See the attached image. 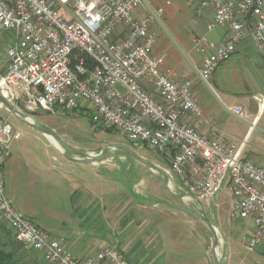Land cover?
I'll return each mask as SVG.
<instances>
[{
  "label": "built area",
  "instance_id": "2783aa9c",
  "mask_svg": "<svg viewBox=\"0 0 264 264\" xmlns=\"http://www.w3.org/2000/svg\"><path fill=\"white\" fill-rule=\"evenodd\" d=\"M143 1L0 0V29L15 37L0 75V97L13 113L2 104L0 110L28 122L40 112L87 110L95 125L117 131L132 149L146 148L162 156L170 152V171L188 193L208 207L227 188L232 216L252 223L242 243L248 250L264 247V168L242 158L241 144L223 145L180 123L183 115L201 114L193 79L184 76L176 81L171 69H162L165 56L153 54L157 38L149 29L153 19L136 16ZM206 7L213 10L207 31L223 27L227 37L216 46L205 38L194 40L197 51L211 50L198 73L204 82L232 57L242 39L251 38L264 48V0H200L196 12ZM143 82L156 96L144 89ZM234 113L242 111L236 108ZM17 140L20 133L8 118H0V222L14 239L43 252L46 264H126L109 248L78 260L12 207L1 165ZM196 161L202 163V176L190 183L184 170Z\"/></svg>",
  "mask_w": 264,
  "mask_h": 264
},
{
  "label": "crops",
  "instance_id": "0c3cea01",
  "mask_svg": "<svg viewBox=\"0 0 264 264\" xmlns=\"http://www.w3.org/2000/svg\"><path fill=\"white\" fill-rule=\"evenodd\" d=\"M199 1L145 0L186 58L153 20L149 25L157 37L153 54L165 56L162 69H171L176 81L183 80L184 76L193 79L192 90L201 114L183 115L179 121L223 145L241 144L242 158L264 168V107H260L264 99V48L257 47L248 37L239 42L232 57L206 82L215 99L198 74L211 50L197 51L194 40L205 38L216 46L226 39L227 32L223 27L207 31L213 10L206 7L197 13ZM148 15L145 6L136 11L140 19ZM14 39L12 33L0 29V75L7 65L5 53ZM143 87L156 96L149 83L143 82ZM236 108L241 109V115L234 113ZM22 139L12 143L10 156L1 165L3 178L7 179L6 197L16 211L59 240L74 258H94L101 250L109 248L121 254L126 264L209 263L208 231L209 226L213 230L214 226L209 222L204 225L197 215L198 205L190 197H176L189 193L170 171V152L159 160L148 161L133 149L143 162L167 176L169 191L174 196L167 191L179 200L177 203L151 196L138 176L148 171L155 181L164 182V179L140 161L127 160L122 155L118 162L116 158L95 163L76 162L49 138ZM126 145L132 148L129 142ZM100 149L93 146L81 152L96 155ZM122 162L126 166L132 162L129 185L120 179L118 165ZM135 167L140 168L134 171ZM202 172V163L196 161L185 168L184 176L195 183L201 179ZM172 206L194 213L191 216ZM0 227H5L9 233V228L1 222ZM241 228L244 235L249 234L251 221H243ZM9 234L12 236L11 231ZM6 241L7 234L0 228V242L6 244ZM9 252L15 264H46L43 252L24 247L9 249Z\"/></svg>",
  "mask_w": 264,
  "mask_h": 264
},
{
  "label": "rangeland",
  "instance_id": "374dc122",
  "mask_svg": "<svg viewBox=\"0 0 264 264\" xmlns=\"http://www.w3.org/2000/svg\"><path fill=\"white\" fill-rule=\"evenodd\" d=\"M61 110L62 109H59L57 113L49 115L40 112L34 117L38 121L40 127L45 124L48 125L56 136L64 140L65 144L80 152L84 149H90L93 146L103 148L112 144L128 143L127 140L117 131L107 132L104 128H100L95 125L90 119V112L87 110H76L75 112L67 111L66 113H61ZM0 118H8V123L20 133V138H46L40 132L29 128L15 117L11 115L9 116L5 110H0ZM118 149L120 148H117L116 150ZM135 151H137L139 155L145 157L148 161H153V159L159 160L162 158V155H156L146 148L142 151ZM116 160V162L119 161L118 159ZM124 162L127 163L126 159ZM124 162H122L123 164L121 163L118 165L120 168L119 175L121 182L129 185V174L131 173L129 170L132 169V162H128L130 163L128 166H126V163ZM137 168L140 167H135L134 171H136ZM142 172H145V175L138 176V179H143L144 186L148 188L150 193H152V197H156L157 199H162L167 202H179V200L174 199L169 194L163 181H155L153 175L148 171ZM186 180L188 179L186 178ZM188 182L190 181L188 180ZM4 186L6 192L7 179L5 176ZM231 205L232 200L229 190L224 188L222 192L214 198V200H212L210 206H202V210L198 208L197 211V215L205 226L207 225V222H209L210 225L213 224L214 226V232L217 238L216 251L218 253L219 263L264 264L263 246H258L252 250H248L242 243V237L245 233L241 228L243 220L232 216ZM203 215L206 217V220L202 218ZM1 229L7 230L5 228ZM210 245L211 235L209 232V239L207 240L206 246L207 249H210ZM208 264H213L211 258Z\"/></svg>",
  "mask_w": 264,
  "mask_h": 264
},
{
  "label": "water",
  "instance_id": "95a60500",
  "mask_svg": "<svg viewBox=\"0 0 264 264\" xmlns=\"http://www.w3.org/2000/svg\"><path fill=\"white\" fill-rule=\"evenodd\" d=\"M143 6H145L147 8V10H148L149 15L151 16V18L159 25V27L166 34V36L168 37V39L175 46V48L179 51V53L182 55V57L184 59H186L185 56H184V54L181 52V50L178 48V46L174 42V40L170 37V35L167 33V31L165 30V28L163 27V25L160 23V21L158 20L156 14H154V12H152L148 8V6L146 5V3L144 1H143ZM199 79L202 81V83L205 85V87L210 91V93L215 98L213 92H211V90L209 89L207 83L204 82L200 77H199ZM0 104H2V106L6 110H8L9 112L13 113L12 108L1 97H0ZM57 111L58 110L56 109L52 113L51 112H46V114L49 115V114L57 113ZM66 112H67L66 109H62L61 110V113H66ZM19 121H21L22 123H24L29 128L40 132L46 138H49L54 143V145L57 148H59L64 154L70 156V159L72 161L82 162V163H95V162L102 161L104 159H115V158L116 159H119V158L122 157V155L125 156V157H127L128 160L133 159V160L140 161L144 165H146L148 168H150L152 170H155V171H157L158 173H160L162 175V177L164 179L165 187L169 191L168 178H167V176H165V174H163L159 170H157L154 166L143 162L137 156V154L133 151V149L130 146L126 145V144H112V145H109V146H105V147L101 148L96 155H89V154H85L83 152H80V151H78V150L70 147L69 145L65 144L58 136H56L53 133L52 130H49V129L40 127L38 121L36 119H34L33 117H31V122L25 121L23 118H20ZM117 148H120V150H122V153H113V152H111L112 150H116ZM169 192L171 193V191H169ZM172 195L174 196V194H172ZM176 197H178V198L190 197L198 205V208L200 210H202L201 202L195 196H192L190 194H182V195H178ZM172 207L174 209H176V210H179V211L184 212L186 214H189L191 216L193 215L192 212L188 211L186 208H183V207H180V206H172ZM203 218L206 220V217L204 215H203ZM209 232H210V235H211V238H212V243H211V248H210V254H211L212 263L213 264H220L219 263V260H218V256H217V251H216L217 238H216V234H215L212 226H209Z\"/></svg>",
  "mask_w": 264,
  "mask_h": 264
},
{
  "label": "trees",
  "instance_id": "16d2710c",
  "mask_svg": "<svg viewBox=\"0 0 264 264\" xmlns=\"http://www.w3.org/2000/svg\"><path fill=\"white\" fill-rule=\"evenodd\" d=\"M86 67L88 70H90L92 68L91 63L88 62ZM105 130L107 132L114 131L112 129H105ZM0 228H5V227H0ZM4 232L5 234H7V241H6V244L0 242V264H15L16 261L14 260L13 254L9 252V249H18L24 246L20 244L18 241H16L14 237L11 236V234H9L10 230H9V233H8V230H4ZM4 247H6L7 250H5Z\"/></svg>",
  "mask_w": 264,
  "mask_h": 264
},
{
  "label": "flooded vegetation",
  "instance_id": "af4514ba",
  "mask_svg": "<svg viewBox=\"0 0 264 264\" xmlns=\"http://www.w3.org/2000/svg\"><path fill=\"white\" fill-rule=\"evenodd\" d=\"M43 128H46V129H49V130H52L48 125H43L42 126ZM115 151H117V152H119V153H122V150H120V149H118V150H115Z\"/></svg>",
  "mask_w": 264,
  "mask_h": 264
}]
</instances>
